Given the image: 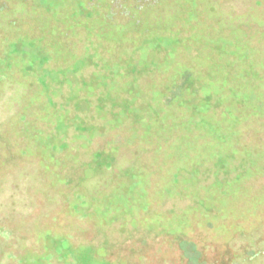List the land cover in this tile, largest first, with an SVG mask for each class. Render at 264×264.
Masks as SVG:
<instances>
[{
    "label": "rangeland",
    "instance_id": "1",
    "mask_svg": "<svg viewBox=\"0 0 264 264\" xmlns=\"http://www.w3.org/2000/svg\"><path fill=\"white\" fill-rule=\"evenodd\" d=\"M40 55L46 62L32 68ZM124 59L150 65L135 77ZM220 65L254 99L231 104L233 116L224 106L205 112L222 139L189 132L177 102L156 123L109 122L94 95L109 88L138 100L142 114L173 73L191 67L202 84ZM80 119L91 131L75 128ZM218 155L229 156L219 172ZM177 159L200 166L199 183L170 184ZM126 225L180 231L191 249L212 254L219 244L234 263L264 264V0H0V264H103L95 247Z\"/></svg>",
    "mask_w": 264,
    "mask_h": 264
},
{
    "label": "trees",
    "instance_id": "2",
    "mask_svg": "<svg viewBox=\"0 0 264 264\" xmlns=\"http://www.w3.org/2000/svg\"><path fill=\"white\" fill-rule=\"evenodd\" d=\"M130 42H132V40H130ZM34 44L35 42H32V46ZM156 46L160 47V44ZM132 48L134 49V52H136L137 47H135L134 44H132ZM14 51H16V48ZM46 58H48L46 55L33 57L31 67L34 68L36 65H42L46 62ZM121 62L123 64L122 67L119 66L122 65ZM121 62H116L115 67L119 69V66L120 68H123L126 73H133L135 77H140L142 74H144L142 72L147 71L146 64H148V66L150 65V62H146V60L143 59L141 60L142 63L140 62V65L142 66H136L132 62H127L125 59L121 60ZM225 68L226 65H220V67L216 69H209L206 72V80L202 84L198 83V77L195 73H193L191 67L183 68L181 71L173 73L171 77L162 80L163 82H161V84L163 86H160L157 88V90H152L153 96L151 97L150 101L149 98L147 99L149 103H147V109L144 110V113L142 114V109H139L138 100H130L125 95L123 96L122 94H114L109 91L110 89L108 88V84L111 81L108 83L106 82V88H108L106 90L108 91L99 92L98 94L95 93L94 95L96 96L99 109H105L106 103V115H110L111 117L109 122H115L119 120L121 115L126 114L133 116L136 122L142 119L143 116L145 118L148 117V120H154L156 123V121L160 119V116L163 113L162 111H165L164 107L167 108L173 103L177 102L181 114L185 112V115H183L186 116V122L189 124V132H192L193 130H201L203 134H212L217 139H222V133L219 132L220 130L218 127L214 126L213 122H211L205 116V112L213 109V114H215V110L217 108L224 106L226 107V111L224 112H227L230 114V116H233L231 104L236 103L247 106L251 105L252 100L254 101L251 91H243L241 89L234 88L231 78L235 77L236 75L234 76L232 73H224L223 69ZM115 72L116 76L120 74L118 71ZM128 86H130V91L133 90L134 86L132 84L128 83ZM86 87L87 89H92L91 84ZM153 88H155V86ZM126 94H128V92ZM230 96L233 97L232 100H229ZM66 99L69 103L74 105L76 111L82 110L81 105L82 102H84V99H81L79 95L72 93L69 94ZM256 100L260 105L262 97L258 96ZM156 101H159L160 105L163 107L161 112L157 111L152 104V102ZM255 108L257 107H252L253 112H255ZM61 124L63 127L65 126L63 122ZM75 128L82 133L91 131L92 126L89 122H87L86 119H80L75 125ZM147 129L151 130L152 128L151 126H148ZM96 156L98 159L96 162H94V168L98 169L104 164L102 163L104 155L103 153H99L96 154ZM223 157L224 156L222 155H218L213 162V168H215V171L217 172L221 171V169H226L227 167V160L229 159V156H225L226 158ZM231 157H233V155H230V158ZM177 158L179 159V155ZM111 159L112 155L110 153H106V165L109 163L111 164ZM178 159L174 161L177 165V168L169 170L170 184L179 188L185 185L182 187V190H184L186 189V184L199 183V177L204 175L200 170V166L193 164L191 169L187 170L183 165L180 166ZM134 176H136V173H134V171H130L124 175V179ZM216 184H221V182L217 179Z\"/></svg>",
    "mask_w": 264,
    "mask_h": 264
},
{
    "label": "flooded vegetation",
    "instance_id": "3",
    "mask_svg": "<svg viewBox=\"0 0 264 264\" xmlns=\"http://www.w3.org/2000/svg\"><path fill=\"white\" fill-rule=\"evenodd\" d=\"M106 232V242L95 247L106 254V257H101L103 264H141V258L146 259L144 264H246L234 263L229 252L222 249L219 244H216L215 253L212 254L204 251L202 245L192 244L194 247L191 249L186 246L190 243L186 240L187 235L180 231L168 232L160 228H145L143 226L129 228L126 225L123 230L110 229ZM114 233H118V235L112 237L111 235ZM163 238L168 240L167 244L159 251L158 256L150 257L146 250L149 249L151 253L155 251L156 244ZM112 247L114 252L109 251ZM82 248L84 249V247ZM95 248L88 247L87 253L93 254ZM174 253L177 256H172ZM257 257L258 254L254 253L248 257V260L252 262ZM76 264L81 263L76 262Z\"/></svg>",
    "mask_w": 264,
    "mask_h": 264
}]
</instances>
